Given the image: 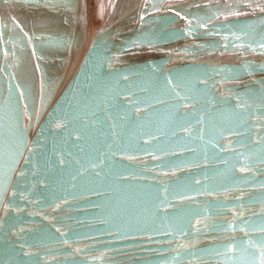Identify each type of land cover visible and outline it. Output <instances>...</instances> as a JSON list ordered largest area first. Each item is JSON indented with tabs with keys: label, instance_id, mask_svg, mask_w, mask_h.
Segmentation results:
<instances>
[{
	"label": "water",
	"instance_id": "95a60500",
	"mask_svg": "<svg viewBox=\"0 0 264 264\" xmlns=\"http://www.w3.org/2000/svg\"><path fill=\"white\" fill-rule=\"evenodd\" d=\"M0 264H264V0H0Z\"/></svg>",
	"mask_w": 264,
	"mask_h": 264
}]
</instances>
